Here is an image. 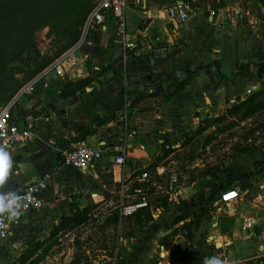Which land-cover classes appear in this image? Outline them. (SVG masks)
<instances>
[{"label":"crops","instance_id":"0c3cea01","mask_svg":"<svg viewBox=\"0 0 264 264\" xmlns=\"http://www.w3.org/2000/svg\"><path fill=\"white\" fill-rule=\"evenodd\" d=\"M181 1L130 0L125 13L131 34L141 37L137 49L124 50L115 38L116 21L108 19L102 28H89L73 49L66 70L68 64L74 68L41 79L33 94L9 102L15 121L24 120L22 127L33 137L9 148L0 146L11 164L0 184V199L40 178L49 188L43 210L18 217L11 237L0 242V264L9 262L22 240L46 234L51 223L73 210L120 200L123 186L134 184L143 170L151 174L150 192H169L165 203H152L153 220L137 237L121 238L122 248L130 252L123 250L125 256L116 264H152L156 247L168 254L164 264H174L169 258L173 239L186 237L193 245L182 264L194 254L224 256V264L264 258V144L250 145L187 184L179 172L169 174L167 162L183 159L182 151L192 140L181 137L185 128L205 126L226 105L263 88L264 71L257 65L264 63V0H192L189 20L172 22L167 8ZM106 66L116 73L103 71ZM87 77L94 78L90 85L63 97L66 81ZM124 88L138 94L132 96L129 111H119L116 121L82 136L100 116L113 114ZM16 107L20 117L15 116ZM79 140L104 152L88 170L66 166L60 157ZM119 155L125 156L124 164L115 161ZM235 188L241 190L239 198L225 202L223 196ZM249 221L251 228L244 230ZM170 222L175 229L156 237L155 229Z\"/></svg>","mask_w":264,"mask_h":264},{"label":"rangeland","instance_id":"374dc122","mask_svg":"<svg viewBox=\"0 0 264 264\" xmlns=\"http://www.w3.org/2000/svg\"><path fill=\"white\" fill-rule=\"evenodd\" d=\"M90 4V0H86L85 5L82 4L81 15L65 17L62 15L54 18L53 12L59 6L63 8V0H49L45 3L44 9L52 17V21L48 20L49 22L44 24L38 20L40 3L35 0L26 15L28 24H23L20 21L19 25H11L10 31L9 19L0 15V109L15 100L19 93L28 86L38 83L48 76L58 75L56 65L62 59L69 57L73 49L87 35L89 18L93 10H87ZM77 18L82 23L81 33L78 40L72 43L71 30L75 27ZM75 66L72 65L70 69ZM68 68L66 72L70 70ZM239 101L236 100L233 104L226 105L222 109L221 115ZM240 115L241 112L228 113L224 120L212 123L213 128L207 132H200V129L207 125L206 121L205 126L185 128L181 137H189L192 140L189 146L182 151L183 159L181 161L170 163V160H167L169 174L177 175L179 172L184 175L185 184H187L192 178L202 177L205 169L212 170L218 162L223 163L229 157H235L250 145H263L264 111L242 121ZM207 120L211 122V119ZM233 122H235L234 125H232ZM196 134L198 138L194 139L192 136ZM158 149L159 147L156 146L157 152ZM203 164L204 166H202ZM149 175L151 178L150 173ZM163 189L162 195L159 192H150L149 188L146 189L151 203H165L164 197L169 190ZM162 198L164 199L162 200ZM134 200L136 198L131 197L126 203ZM119 204V198L118 200L115 198L109 205L92 207L88 219L84 223L75 221L63 227V224L67 222L61 217L58 222L48 226L46 234L32 235L30 238L22 240L24 244L17 248L9 262L5 264H69L74 256L80 257L85 264L118 263V259L125 256V253L122 254L124 249L121 240L116 248L112 247L117 235V224L109 222V219L117 213L120 214ZM174 225L175 223L170 222L161 228H156V237L162 230L175 229ZM56 227H61V229L56 234H52L51 231ZM173 241L175 242L169 258L173 260L174 264H182L181 259L190 251L188 249L193 245L192 240L186 237L173 239ZM124 251L130 252L127 247ZM167 257L168 254L166 255L164 248L156 247L151 263L164 264ZM215 257H219L224 264V256ZM210 258L212 256L208 255L207 259ZM205 259L206 257L202 255L194 254L191 259H188L187 264H204ZM260 260H264V258H255L248 262H250L249 264H258Z\"/></svg>","mask_w":264,"mask_h":264},{"label":"built area","instance_id":"2783aa9c","mask_svg":"<svg viewBox=\"0 0 264 264\" xmlns=\"http://www.w3.org/2000/svg\"><path fill=\"white\" fill-rule=\"evenodd\" d=\"M130 0H94V8L90 14L88 28H102L108 19L116 21L115 38L122 45L125 51H132L140 45V35H132L128 27L126 9ZM194 11L192 0H183L175 5L167 8V16L172 22H186ZM239 19H243L244 15L238 13ZM69 57L62 59L56 65V72L63 76L66 73V66ZM36 83L23 89L17 99L22 96H28L35 92ZM16 99V100H17ZM132 97L126 96L124 112L127 113L132 105ZM33 137L30 129L20 126L14 119L13 104L8 103L0 109V146L9 148L26 142ZM63 162L66 166H72L77 170H88L94 167L98 161L104 157L101 149H94L88 145L85 140H79L71 147L61 151ZM118 164L126 162L125 156L119 155L115 157ZM149 173L147 171L135 178L138 185L132 189L134 184H126L123 186L120 198L119 211L121 216H129L134 214L138 209L149 206L146 197L144 183L149 181ZM49 184L46 179L40 178L29 182L25 188L18 193L0 199V242L11 237V225L18 222L17 218L30 211H42L45 204L43 196L47 192ZM132 191V194L130 193ZM241 190L235 188L227 192L223 197L224 201L236 200L239 198ZM233 195V196H232ZM141 197L139 202H128L131 197ZM252 222L244 225V230L251 228Z\"/></svg>","mask_w":264,"mask_h":264},{"label":"trees","instance_id":"16d2710c","mask_svg":"<svg viewBox=\"0 0 264 264\" xmlns=\"http://www.w3.org/2000/svg\"><path fill=\"white\" fill-rule=\"evenodd\" d=\"M35 0H0V15H3L9 19V31L11 25H19L20 21L23 24H28L26 15L29 12V9L31 8V5L34 3ZM40 3V17L38 20L41 23H48L49 21H52V17L47 14L46 10L44 9L45 3L49 0H38ZM91 4L89 7H87V10L91 11L95 4L94 0H90ZM86 0H63V8L59 6L56 8L53 12V17L58 18L63 15V17L68 15H81L83 5H85ZM39 10V9H38ZM49 20V21H48ZM70 20V19H69ZM48 21V22H47ZM82 26V23L79 22L77 18V23L74 28H72L71 35L73 36L72 43H75L79 36H80V27ZM25 43H27L25 41ZM129 52V51H128ZM260 69V72L264 71V63L257 65ZM103 71L107 72L109 70H113L114 73H116V70L113 69L112 66H106L102 69ZM98 72H95V74ZM94 80L93 77H87L82 78L77 81H66L64 91H63V97H67L70 95L75 94L78 91L84 90L88 85L92 83ZM181 87H178L175 94L179 92ZM137 93L127 91L125 88L121 90L117 102L115 105V110L111 116H100L96 124L93 126H90L82 131V136L94 133L97 131L99 127L102 125H105L107 123L113 122L117 120V113L119 111H122L125 106V99L126 96L128 97H134V99L137 97ZM134 99L132 102V106L134 103ZM264 111V86L260 90L254 92L253 94L247 96L244 100H240L239 102L235 103L231 108H229L225 113L217 118H214L210 120L211 122L207 123V125L200 129V132H204L208 125H211L212 123L215 124V122H219L224 120L228 113L232 112H241L240 120H247L257 114L258 112ZM235 122H233L232 125H234ZM213 125V124H212ZM231 125V126H232ZM246 151V150H245ZM241 153V152H240ZM239 153V155H241ZM62 158V156L60 155ZM145 171V170H143ZM141 171V172H143ZM150 176V175H149ZM149 182V183H148ZM147 183H144L143 186L145 187L146 192V186L149 188L150 185V178ZM138 182H135L132 186V189L136 187ZM146 197L149 201V206L145 208L138 209L134 214L129 216H121L120 214H116L113 218L109 219V222H113L117 224V235L116 239L114 240L115 244L112 246L116 248L119 245V242L121 238L128 239V238H135L137 237L144 229L145 227L153 220V214L155 211L154 205L150 201V197L146 193ZM141 200V197H138L137 200H134L133 202H139ZM92 209V206L87 208L86 210H73L71 215L63 216L64 219H66L67 223L63 224V227L71 224L75 221H79L80 223H84L88 219L89 211ZM120 213V212H119ZM126 223V225H124ZM61 227H56L54 230L51 231L52 234H56ZM69 264H85L84 261L81 260L80 257L74 256L72 261Z\"/></svg>","mask_w":264,"mask_h":264},{"label":"clouds","instance_id":"9594fccd","mask_svg":"<svg viewBox=\"0 0 264 264\" xmlns=\"http://www.w3.org/2000/svg\"><path fill=\"white\" fill-rule=\"evenodd\" d=\"M11 167L9 158L2 148H0V184L6 179L7 170ZM204 264H223L219 257L205 259Z\"/></svg>","mask_w":264,"mask_h":264},{"label":"water","instance_id":"95a60500","mask_svg":"<svg viewBox=\"0 0 264 264\" xmlns=\"http://www.w3.org/2000/svg\"><path fill=\"white\" fill-rule=\"evenodd\" d=\"M15 116L16 117H20V113H19V108L18 107L15 108ZM19 125L20 126H25L24 120H22V123H19ZM262 224L264 225V221L262 222Z\"/></svg>","mask_w":264,"mask_h":264}]
</instances>
